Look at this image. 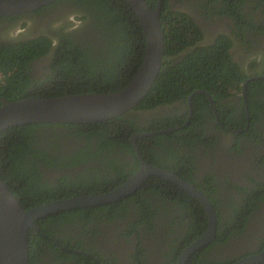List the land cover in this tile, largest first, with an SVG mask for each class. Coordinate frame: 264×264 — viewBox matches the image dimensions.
Here are the masks:
<instances>
[{"label": "trees", "instance_id": "1", "mask_svg": "<svg viewBox=\"0 0 264 264\" xmlns=\"http://www.w3.org/2000/svg\"><path fill=\"white\" fill-rule=\"evenodd\" d=\"M156 1L147 0L153 8H156ZM63 2H76L74 6L86 14L83 18L86 25L68 30L59 38L56 37L58 41L54 48L53 74L47 77L48 81L56 77V88L54 91L42 90L39 86L40 90L34 92L31 87L39 83L27 73L31 61L47 54L54 45L51 36L41 35L15 46L0 47V106L21 99L116 93L125 88L137 74L145 56L146 38L141 23L127 0H58L28 17L43 15V12H48L56 4ZM212 3V0H200L197 6L211 14L214 10ZM227 13L237 21H243L240 22L241 27L247 26L244 14L235 9ZM87 17H90L89 22ZM161 21L165 35V54L161 71L148 95L133 112L96 124H30L11 128L0 134V175L18 196L25 209L74 196L97 195L120 186L123 181L118 183V177H123L126 169L135 163V169L130 171L135 172L140 168L134 145L130 142V138L135 134L175 129L173 132L153 137L137 138L141 155L149 163H153L151 157L158 155L156 146H162L163 152L176 155L173 147L167 149L164 139L177 140L182 146L193 149L197 148L198 143H216L212 138L205 140L206 131L210 128L207 120L215 122V116L208 106L206 96L196 94L191 100V106L188 103L189 97L200 91L216 94L215 101L219 109L220 105H224L222 100L228 91L231 95L230 97L228 95V98L236 97L237 101L226 103L232 108L223 106L224 110H230L231 115L221 118L222 122L229 121L227 127L231 129H242L248 124L249 109L251 113L249 132L243 135L231 133L232 140H236L234 149L239 148L238 140L242 136L250 139L253 144H258L260 133L255 123L264 115L261 113L264 112L262 108L264 105L258 101L257 91L258 88L264 90V80L256 77L261 74L257 73L256 68H251L247 74L246 70H241L240 66L233 62L229 56L231 47L228 45L227 37L220 36L213 44L200 46L201 33L198 25L188 14L182 13L177 8H171L168 0L163 3ZM16 67L18 73L14 77L12 71ZM245 81H248L246 103L241 96L242 84ZM234 89H237L238 93L232 92ZM178 102L183 103L182 109H175V112L165 116L151 114L160 106ZM190 109L193 110L191 122L183 127ZM141 112L147 113L148 116H141ZM146 123H149L147 127H145ZM72 142L83 144L80 148L66 151V144ZM127 154L132 155L133 162L122 158ZM239 155L244 156L242 152ZM114 158H121L123 161ZM183 159V163L186 159L189 161L188 157ZM187 166L188 164L185 163L180 168L176 166L173 168L182 170L192 181L193 174L191 175L189 169L185 168ZM70 167L80 168L82 171L77 172L75 176L61 174L60 177L50 179H44L41 172V169L46 168L59 171ZM173 168L170 170L175 171ZM244 174L251 181L252 186L244 187L227 182V187L224 189L213 180L211 184L206 183L203 189L210 199L217 203L215 197L218 195L217 188H221V191L227 193L229 208L234 211L242 208L246 213L253 212L258 207V203L264 200V181H258L248 170H245ZM111 175H115L114 180H109ZM163 183L164 188L160 186L161 184L157 186L147 181L139 197L135 195L109 206L63 211L40 219L36 226L43 232L34 228L29 232L30 264H46L42 259L46 255L51 257V262L54 264L78 261L80 258H77L74 248L69 246L72 239L62 236L65 234L62 231L75 228L78 222H82L83 230L87 231L86 224L98 218L110 216L113 218L117 215L126 218L129 211L133 210L138 217L134 222H130L134 231L141 226L149 227L145 232L155 230L156 226L151 218L159 214L149 203L151 200L149 196L157 199L167 198V194L174 196V200L170 199L173 205L167 208L163 205L164 212L161 219L165 222L160 231H166L168 226L169 215L172 214L168 208L173 209L175 213L180 210L182 215L189 217L192 220V227L196 224L194 218L197 212L200 211L205 216L203 208L196 199L171 183L165 181ZM103 186L108 188L103 191ZM199 188H202L201 184ZM145 189L147 190L144 191ZM162 190L166 193L164 194ZM240 191L244 194L242 205L234 203L232 195L233 192ZM131 203L133 206L129 207ZM158 210L160 211V208ZM228 226V224L221 226L224 233ZM240 226L241 223H238L230 230L241 233ZM187 227L189 230L184 236L193 241L198 227L195 225L194 230ZM218 227L219 233L222 232L220 223ZM191 236L194 237L190 238ZM78 243H83V239ZM62 244L68 246L62 248ZM197 263L214 264L210 259L202 262L199 260Z\"/></svg>", "mask_w": 264, "mask_h": 264}, {"label": "flooded vegetation", "instance_id": "2", "mask_svg": "<svg viewBox=\"0 0 264 264\" xmlns=\"http://www.w3.org/2000/svg\"><path fill=\"white\" fill-rule=\"evenodd\" d=\"M161 1L163 6L165 0H157L156 6ZM199 2L200 0H168V4L171 8H177L182 13L188 14L194 20V23L198 25L197 27L201 33L200 46L213 44L217 37H227L228 45L231 47L229 56L233 62L240 66L241 70H246L247 74H249L251 68H256L257 73L261 74V76L256 77V79L264 80V0H212V7L214 10L211 14H208L206 9H200L197 6V3ZM75 4L76 2L59 3L50 11L43 12V15L33 17H28L33 13L21 16L0 15V47L15 46L21 44V42H27L28 40H31V38H36L41 35L47 37L51 36L55 42L47 54L40 58L33 59L28 66L27 73L33 76L35 82L39 83V85L31 87L35 90L34 92L40 90L39 86L42 87V90L48 89L54 91L56 88V77L49 81L47 77L48 75L53 74V55L56 42L58 41L57 38L68 30H75L82 25H86V21H83L86 14L79 10L78 7H75ZM233 9L244 14V20L247 21V26L244 25L241 27L243 21H237V19L231 17V15L227 13L229 10ZM87 21H90V17H87ZM12 73L14 77H16L18 68H14ZM249 80L250 78L248 81ZM248 81H245L242 84L243 93L241 96L244 97L245 103ZM44 82H46V84L42 85L41 83ZM258 90V101L261 102V105H264V94H262L264 93V90L261 88H258ZM200 94L206 96L209 103L208 106L215 116V122L218 124L217 125L214 121L207 120L210 128L206 131L207 138H205V140L212 138L216 143H207L208 145L206 143H198L196 144L197 148L193 149L189 146H182L181 142L177 140H170V138L167 140L164 139V145L167 149L173 147L176 155L171 152H163L162 146H156L158 155L151 157V161L155 163L153 164L147 162L141 155L140 147L136 142L137 139L134 141L135 135H137L135 134L130 138V142L134 145L138 159L137 161L140 167L141 159L139 154L146 164L174 173L184 181L189 182L194 187L202 190L205 194L206 191L203 188H205L206 183L211 184V181L213 180L223 188L227 187V182H232L234 184L237 183L244 187L252 186L253 184L244 174L245 170H248L249 173L254 175L258 181H264V115L259 118L260 121L255 123L256 129L260 133L258 138L259 141H257L258 144H253L250 139H246L242 136L238 140L240 144L239 148L234 149L236 140H232L231 133L243 135V133L249 132L251 122V113L249 109L247 111L248 124L245 127H242V129H231L227 127L229 121L224 120V122H222L221 118L231 115L230 110H224L223 106L232 108L226 103L233 100L237 101L235 99L236 97L234 98L232 96L231 98H228V95L229 97L231 96L228 91L227 95L225 94V98L222 100L224 105H220L219 109L215 101V98L217 97L216 94H210L206 91H201ZM193 95L192 98L194 97ZM183 106L184 105L181 102L168 104L156 108V111H152L151 114L165 116V114L175 112V109H182ZM202 106L203 105H201V107ZM262 108L264 110V106H262ZM218 109L220 115L218 114ZM133 111L134 110H132V112ZM261 113L264 114V112ZM192 114L193 110L190 109L187 122L183 127L190 124ZM140 115L148 116L147 113L143 112H141ZM148 125L149 123H146L145 127ZM173 131H175V129L142 134L152 133L153 135H147L146 137H153L158 134H165ZM82 144V142L67 143L65 149L66 151H72L75 148H80ZM135 144L138 147L137 149ZM230 149L233 150L228 152ZM240 152H242L244 156L241 157L242 154L239 155ZM179 155L181 157H179ZM185 157H188L189 161L186 159V162L183 163V158ZM122 158L132 162L134 160L130 154L122 156ZM114 159L123 161L121 158ZM185 163L188 164L185 168L189 169L191 175L193 174L191 176L192 181H190L189 175H185L182 170L179 171L173 168L174 166L180 168V166H183ZM261 163L263 164L262 166ZM135 164L129 169H126V173L123 177L117 176L119 178L117 181L118 183L123 181L120 186L113 187L114 189L99 194L111 192L128 182V180L139 170L138 169L135 172L130 171V169H135ZM172 168L175 171L170 170ZM81 171L82 169H76L74 167L59 171L48 170L47 168L45 170L41 169L44 179L57 178L60 177L61 174L75 176L77 172ZM113 178H115V175L109 176V180H114ZM147 181H151V183H155L157 186L161 184V187H165L163 183V181H165L164 179L152 175L139 189L126 198L128 199L135 195L136 197H139V194L140 192H143V187ZM165 182L171 183L174 187H178L170 181ZM200 184L202 188H199ZM103 188V191H105L108 187L103 186ZM146 190L147 189L144 191ZM217 190L218 195L216 194L217 196L215 197L221 204L218 202L214 203L206 194L213 204L217 217L215 238L203 248L185 258L184 264H200L197 263L199 260L202 262L207 259L213 261L214 264H238L246 257L256 256L264 252V200L258 203V207L253 212L246 213L242 211V208L234 211L228 206L229 203L227 201L226 191H221V188H217ZM162 191L164 194L166 193V191ZM184 192L187 193L186 191ZM241 193V191L233 192L234 203H239L240 205L243 204L242 198L244 194ZM15 196L18 198L16 194ZM166 197L168 199H161V197L157 199L152 196L148 197L151 199L149 203L152 208L157 210V214H159V216L153 215L151 218L153 221L152 223L156 226L155 230H152L151 232H145V230L149 228H145V226H141L134 231V227H131L132 225L130 222H134L138 217L133 210L129 211L126 218H121L118 215L113 218L112 216L109 218H98L93 222L86 224L88 228L87 231L83 230L84 224L82 222H78L75 228L62 231L65 233L62 234L63 237L68 236L72 239V243H69V246L71 245L74 248L73 250L77 253V258H80L78 261L70 262L69 264H180L186 250L209 231V217L198 200L197 201L203 208L205 216L200 211L197 212V216L194 218L196 224H194L193 227L191 224L192 220L189 217L187 218L186 215H182L180 210L175 213L173 209L168 208L172 213L169 215V222L173 220L175 221L171 223L167 222L168 226L165 229L166 231H160L162 227H164L165 222L164 219H161V215H163L164 212L163 205L167 208L170 205H173L171 204L172 202L170 199L174 200V196H169L167 194ZM126 198H123L122 200ZM122 200L100 206H109L110 204L119 203ZM132 206L131 203L129 207ZM158 208H160V211ZM102 215L103 214H101V216ZM219 223L222 231L220 233L218 227ZM238 223H241L240 231L241 233L243 232V234L230 230L231 228L236 227ZM223 224L229 225L226 233H224V229L221 228ZM195 225L198 227V231L194 234V236L196 235L195 239L193 241L186 239L184 235L189 230L187 226L194 230ZM37 231L43 232L38 226ZM193 237L191 236L190 238ZM80 239H83V243L81 244L78 243ZM67 246L63 244L61 245L62 248ZM42 259L46 264H54L51 262V257L48 255L42 257Z\"/></svg>", "mask_w": 264, "mask_h": 264}, {"label": "water", "instance_id": "3", "mask_svg": "<svg viewBox=\"0 0 264 264\" xmlns=\"http://www.w3.org/2000/svg\"><path fill=\"white\" fill-rule=\"evenodd\" d=\"M56 1L58 0H0V15H28ZM127 1L136 13L146 38L144 60L133 80L116 93H88L50 99L31 98L5 103L0 106V134L11 128L30 124L102 123L131 112L142 102L155 84L164 60L162 1L156 8L147 0ZM199 93L201 91L194 95ZM191 99L192 96L189 98L190 105ZM151 134H137L134 141ZM135 147L138 148L136 144ZM139 157V170L128 182L111 192L55 200L28 210L0 175V264H30L29 232L31 228L37 229L36 224L40 219L63 211L96 207L122 200L139 189L152 175L172 182L193 196L201 203L209 217V231L186 250L180 261V264H184L185 258L215 238L217 217L213 204L202 190L168 170L146 164L140 154ZM238 264H264V252L246 257Z\"/></svg>", "mask_w": 264, "mask_h": 264}, {"label": "rangeland", "instance_id": "4", "mask_svg": "<svg viewBox=\"0 0 264 264\" xmlns=\"http://www.w3.org/2000/svg\"><path fill=\"white\" fill-rule=\"evenodd\" d=\"M232 92H234V93H238L237 89H234V91H232Z\"/></svg>", "mask_w": 264, "mask_h": 264}]
</instances>
